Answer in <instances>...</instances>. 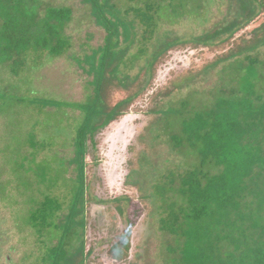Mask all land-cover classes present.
Listing matches in <instances>:
<instances>
[{
  "label": "trees",
  "instance_id": "1",
  "mask_svg": "<svg viewBox=\"0 0 264 264\" xmlns=\"http://www.w3.org/2000/svg\"><path fill=\"white\" fill-rule=\"evenodd\" d=\"M115 1L83 0L105 36L103 46L80 59L70 52L66 33L74 20L70 6L50 0H0V72L7 69L16 76L30 61L31 68L38 69L45 61L64 58L79 66L88 63L94 74L89 83L92 93L82 104L22 97L7 90L0 93V103L29 107L28 124L33 121V128L40 123L34 110L46 121L41 125H49L43 127L50 136L40 142L26 131L21 142L24 147H51L63 135L64 146L73 149L69 161L75 165L74 179L64 180L68 171L56 152L41 162L47 178L42 189L45 185L47 190L56 188L63 180L69 195L68 212L60 224L55 219L61 205L45 191L28 212L39 237L46 234L42 264L86 263V156L90 148L94 150L99 129L134 111L135 98L150 86L167 52L187 45L192 50H214L264 17V0H135L124 9ZM184 24L189 31L182 37L176 30ZM234 45L202 71L177 76L142 111L158 124L148 146H165L176 160L171 166L155 169L152 156L143 150L142 161L126 176V184L133 187L138 185L131 180L135 174L143 172L154 178L148 185L150 194L140 197L157 205L154 221L159 246L150 264H264V22L253 30L252 37ZM136 66L145 73L135 84L137 90L131 89L126 98L106 108L113 80L126 91L135 83L119 78L120 67L132 70ZM201 77L204 80L198 84ZM211 78L212 83L207 84ZM46 107L56 111H45ZM62 107L81 110V120L63 125ZM34 155L32 152L28 164H34ZM122 200H114L120 214ZM141 210L131 203L129 233ZM120 243L126 251L136 246L129 238ZM126 257L122 254L118 259Z\"/></svg>",
  "mask_w": 264,
  "mask_h": 264
},
{
  "label": "rangeland",
  "instance_id": "2",
  "mask_svg": "<svg viewBox=\"0 0 264 264\" xmlns=\"http://www.w3.org/2000/svg\"><path fill=\"white\" fill-rule=\"evenodd\" d=\"M50 1L57 5L70 6L74 10V20L66 31L70 38V52L82 59L84 55H90L92 50L104 45L105 31L89 16L88 4H84L83 0ZM116 1L119 9L132 6L136 2L135 0ZM263 22V16L257 18L246 29L235 35L229 43L214 50L205 48L192 50L187 45L168 51L157 65L150 86L142 92V95L135 98L132 106L134 111L96 132L94 150L90 148L86 156L89 186L86 193L88 199L85 208L86 226L83 231L85 251L88 253L85 264H150L155 260L154 255L159 246V232L154 221L157 205L151 199L140 198L141 195L150 194L151 189L148 185L154 178L143 172L142 175L135 174L131 180L138 184L136 188L126 184V176L142 161L139 155L143 150L152 156L155 169L171 166L176 160L165 146L159 144L153 148L148 146L149 141L155 138L158 124L154 123L152 116L144 115L142 111L153 104L156 93H159L160 98L164 88L170 86V82L177 76L202 71L204 66L216 60V57L231 46H235V43L239 44L243 38L252 37L253 30L259 28ZM187 31H189L188 24L176 30L182 37ZM31 65V61L28 62L16 76L7 69L2 70L0 93L7 90L22 97L52 98L70 104L85 103L87 95L92 93L93 86L89 83L94 80V74L89 71L88 63L82 62L79 66L62 58L51 62L45 61L38 66V69L31 68ZM138 69L139 66L132 70L120 67L119 78L126 82L127 78L133 79L135 83L126 91L118 87V84H115L118 82L113 80L109 96L105 99L106 108L126 98L131 89L133 92L137 90L135 84H138L145 74L142 71L138 72ZM201 79L202 77L198 80V84L204 80ZM206 83H212V78ZM201 86L204 87V84L201 83ZM8 103H0V264H42L41 258L46 245L42 241L45 240L46 234L39 237L36 228L31 224L28 212L34 209L36 201L40 202L43 199L41 193L45 191L50 198L57 199L61 205V209L56 212L58 217L55 219V223L60 224L65 220L68 212L69 195L66 194L68 192L66 186H62L63 180L58 181L56 188L47 190L45 185L46 187L42 189L47 178H45V166L41 162L56 152L68 171L64 174V180L74 179L75 165L70 163L73 159V149L70 145L64 146L63 135L55 138L51 147H41V149L30 145L24 147L21 142L26 131L32 132L35 141L40 142L50 136V132L48 133L43 127L44 125L48 128L49 125L46 126L44 123L41 125L45 121H43L44 117L42 114L37 115L34 110L33 115L37 118L35 120H39L40 123L33 128L31 126L33 121L28 124L32 114L29 107L24 104ZM61 109L65 111L63 125L71 126L74 125L75 119L81 120L82 112L78 108L62 107ZM45 111L53 112L56 109L46 107ZM32 152H35L34 164H28V160L32 159ZM17 162H19L18 166ZM128 162L133 163V166L131 167ZM38 163H41V166L37 165ZM22 165H24L22 168L19 167ZM117 198H123L120 202L122 214L119 213L114 202ZM96 200L102 203L96 205ZM131 203L138 204L140 210L141 208L143 210L140 212L137 224L129 233L127 219ZM128 238L133 246L135 243L136 246H131L126 251L120 242ZM122 254H127V257L118 259Z\"/></svg>",
  "mask_w": 264,
  "mask_h": 264
}]
</instances>
